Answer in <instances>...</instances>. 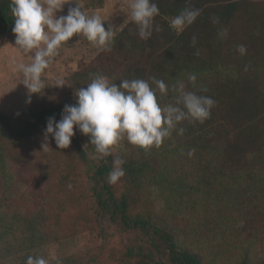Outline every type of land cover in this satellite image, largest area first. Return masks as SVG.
Returning a JSON list of instances; mask_svg holds the SVG:
<instances>
[{
  "label": "trees",
  "instance_id": "obj_1",
  "mask_svg": "<svg viewBox=\"0 0 264 264\" xmlns=\"http://www.w3.org/2000/svg\"><path fill=\"white\" fill-rule=\"evenodd\" d=\"M154 2L159 15L154 17L152 37L141 39L136 24L129 19L114 35L111 51H99L88 63H78L68 78L74 93L98 75L117 85L123 79H143L153 88L151 78L155 77L169 86L167 95L157 91L161 107L176 105L178 93L173 86L177 82H183L186 91L211 97L215 105L202 123L181 121L177 130L183 128V134L173 130L159 148L145 150L127 142L128 150L120 155L125 161L122 187L106 182L104 192L94 189L95 185L91 187L100 210L117 215L125 226L150 227L163 244L165 257L155 259L141 248L127 249L121 264H212L193 243L179 238L182 232L198 234L201 238V234L206 235L208 223L250 224L256 220L250 219L251 215L261 219L260 214H264V0ZM10 3L11 0H0V35L14 26ZM185 8L199 9L200 14L177 34L171 29L170 21ZM156 26L159 31L155 30ZM241 44L247 49L245 55L236 50ZM193 74L195 84L188 79ZM75 102V94L66 104L57 100L38 101L17 119L0 111L2 194L17 192L20 186L16 175L21 170L41 179L42 188L46 189H51L52 180L60 190L66 182L64 177L74 176L76 161L72 156L67 162L68 175L54 176L48 166L49 158L59 152L40 153L44 161L40 158L28 162L24 154L8 144L31 141L37 132L44 131L49 117L54 116L58 121L64 106ZM74 132L70 145L61 152L74 148L73 154L84 160L85 151L77 142L75 126ZM81 137L89 142L88 135ZM56 148L54 144L52 149ZM190 150H194L191 156ZM110 171V162L106 160L90 176L95 181L104 180ZM151 187L157 189L165 202L164 211L151 215L152 221L138 212L132 214L137 204L151 198ZM172 200L178 203L183 200L186 208L197 210V214L190 215L201 218L202 227L193 226L191 219L186 218L185 223L190 224L181 229L178 211L166 209ZM1 207L2 204L0 213ZM13 217L18 218L17 212ZM245 223L239 227L244 228ZM261 227L264 228V221L257 225L259 230ZM19 239L13 226H0V260L19 246ZM247 252L231 264H264L263 260L257 261V254L252 256Z\"/></svg>",
  "mask_w": 264,
  "mask_h": 264
},
{
  "label": "rangeland",
  "instance_id": "obj_2",
  "mask_svg": "<svg viewBox=\"0 0 264 264\" xmlns=\"http://www.w3.org/2000/svg\"><path fill=\"white\" fill-rule=\"evenodd\" d=\"M102 1L77 0V3L71 6L78 5L86 14L91 15L98 12L96 6ZM108 3L111 7L108 11H102L101 16L105 18V22L111 24L103 26L106 30L111 27L115 35L130 19L129 0H108ZM69 4L70 0L56 13L57 17L67 15ZM109 19L113 21L110 22ZM14 41L15 34L12 30L0 35V111L14 119L38 101L57 100L63 104L68 103L75 94L72 83L68 81L69 76L77 69L79 62L88 63L99 52L82 35H74L61 46L59 54L42 73L45 88L39 93H30L22 83L21 74L16 71L12 61L15 59L17 63L29 64L32 57L22 54L15 47ZM61 83L64 85H60ZM81 135L78 131L76 139L85 151L84 160L73 154L74 148L63 153L62 149H52L55 142L50 134L45 141L43 130L37 132L31 141H22L17 145L8 144L13 150L24 154L28 162L40 159V153L59 152L49 158L48 166L54 176L68 175L67 162L72 156L76 161V173L74 176L69 174L64 177L65 185L59 190L52 180L51 189L42 188L41 179H34L21 170L16 175L20 186L17 192L8 195L2 194L0 190V226H13L20 237L17 241L20 242L19 246L7 258L1 259L0 264H25V258L30 255L43 256L49 264H56L57 260L60 264H121L124 251H136L139 248L155 259L166 256L162 251L163 244L154 237L150 227L125 226L117 215L113 216L97 206L94 189L104 192L103 184L108 183V176L104 180L95 181L90 172L106 160L110 162L112 170L115 157H120L122 152L128 150V141L122 140L112 149L111 155L98 158L99 154L95 152L94 145L82 139ZM45 143L47 145H44ZM31 154L35 156L31 157ZM41 161H44V158H41ZM122 184L121 177L113 186L121 188ZM91 185H95V188L92 189ZM179 203L172 200L166 209L178 211V224L182 226L180 228L184 229L190 222L193 226L202 227V219L190 215L197 214V210L186 208V202L183 200ZM164 208V200L153 187L151 198L137 204L132 214L138 212L152 221L151 215L162 213ZM16 212L18 218L13 217ZM260 215L261 219L251 215L250 219L256 220L250 224L245 221L234 225L222 222L208 223L209 227H205L206 235L201 234V238L198 234L187 235L185 231L179 238L193 243L212 264H231L238 261L246 251L248 255L257 254V261L261 262L264 261V228L259 230L257 225L264 221V214ZM186 218L191 219L190 222L185 223ZM243 223L246 224L245 227L240 228Z\"/></svg>",
  "mask_w": 264,
  "mask_h": 264
},
{
  "label": "clouds",
  "instance_id": "obj_3",
  "mask_svg": "<svg viewBox=\"0 0 264 264\" xmlns=\"http://www.w3.org/2000/svg\"><path fill=\"white\" fill-rule=\"evenodd\" d=\"M69 0H11L9 5L13 17L15 47L24 55L31 56V63H12L21 74L22 83L30 93H39L45 88L42 73L59 54L61 46L74 35H82L98 51H111L114 32L111 27L105 30L101 14H86L80 6L72 7L67 15L56 13ZM128 16L138 28L139 37L148 40L153 35L154 17L159 15V7L154 0H129ZM200 14L199 9L185 8L170 21V27L177 34L191 25ZM216 22V21H214ZM156 31L159 27L156 26ZM193 37L192 42L195 43ZM240 55L246 54V47L237 45ZM153 88L143 79H123L119 85L109 82L105 76L98 75L86 87L75 93L74 105H65L61 118L57 121L49 117L44 129L45 141L49 134L59 149L67 148L76 130L89 136L98 158L112 154V149L126 139L130 144L148 150L159 148L164 139L183 120L203 122L209 118L215 101L208 96L186 91L183 82H177L174 90L178 93L176 105L161 107L157 91L167 95L169 86L163 81L151 78ZM189 81L195 84L196 76L190 75ZM64 85V84H60ZM59 85V86H60ZM30 102V99H29ZM179 105H182L179 106ZM182 135L183 128L177 130ZM44 145H47L45 143ZM194 150L189 151L191 156ZM123 159L117 155L113 169L108 173V183L114 184L125 175ZM26 264H49L43 256L27 257ZM56 264H60L57 260Z\"/></svg>",
  "mask_w": 264,
  "mask_h": 264
},
{
  "label": "crops",
  "instance_id": "obj_4",
  "mask_svg": "<svg viewBox=\"0 0 264 264\" xmlns=\"http://www.w3.org/2000/svg\"><path fill=\"white\" fill-rule=\"evenodd\" d=\"M71 1V4H69V5H67L68 6V8L70 9V8H72V6L71 5H75L76 3H77V0H70ZM111 6H109V3H108V0H103V3L102 4H98L97 6H96V10L98 11L97 13H102L101 15H103V12L102 11H108L109 10V8H110ZM111 11V10H110ZM111 12H113V11H111ZM103 17V16H102ZM103 19H104V23H103V25H106V26H110V24H109V22L108 21H106L105 22V18L103 17ZM113 19H114V17H113ZM110 20V19H109ZM113 20L111 19L110 20V22H112ZM105 27V26H104ZM121 28V27H120ZM105 30H106V27H105ZM120 30V29H119Z\"/></svg>",
  "mask_w": 264,
  "mask_h": 264
}]
</instances>
